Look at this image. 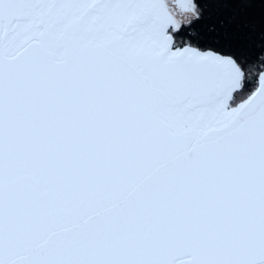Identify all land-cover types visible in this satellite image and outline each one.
<instances>
[{
  "label": "snow or ice",
  "instance_id": "1",
  "mask_svg": "<svg viewBox=\"0 0 264 264\" xmlns=\"http://www.w3.org/2000/svg\"><path fill=\"white\" fill-rule=\"evenodd\" d=\"M220 2L0 0V264H264V32Z\"/></svg>",
  "mask_w": 264,
  "mask_h": 264
},
{
  "label": "trees",
  "instance_id": "2",
  "mask_svg": "<svg viewBox=\"0 0 264 264\" xmlns=\"http://www.w3.org/2000/svg\"><path fill=\"white\" fill-rule=\"evenodd\" d=\"M220 20L230 22L228 30L234 32V42L245 44L241 37L247 35L251 43L259 44L264 32V0H221L219 5L210 6L206 23L219 28Z\"/></svg>",
  "mask_w": 264,
  "mask_h": 264
}]
</instances>
